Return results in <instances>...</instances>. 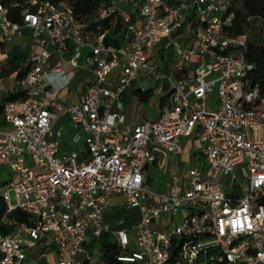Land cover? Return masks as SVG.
Returning <instances> with one entry per match:
<instances>
[{
  "label": "built area",
  "instance_id": "1",
  "mask_svg": "<svg viewBox=\"0 0 264 264\" xmlns=\"http://www.w3.org/2000/svg\"><path fill=\"white\" fill-rule=\"evenodd\" d=\"M228 3L103 0L80 19L67 0H24L11 4L20 7V19L13 20L0 1V52L23 28L38 47L18 79L24 95L6 100L1 111L0 162L15 180L0 198L5 212L17 207L30 218L0 230V264H19L28 249L52 245L54 264H91L94 255L84 243L104 232L119 247L120 264H264V96L247 75L244 33L224 31L232 17ZM114 12L122 20L119 44L107 43L103 25ZM159 42L174 55L166 68L146 56ZM80 59L91 77L78 101H66L60 90ZM140 69L169 81V103L153 120L120 126L119 96ZM62 108L82 150L61 152L60 131L53 137ZM192 135L188 156L198 153L203 164L195 160L182 171L175 158L167 190L146 187L160 153L181 156L183 139ZM113 194L138 209L133 225L103 223ZM131 227L138 249L126 252Z\"/></svg>",
  "mask_w": 264,
  "mask_h": 264
},
{
  "label": "rangeland",
  "instance_id": "2",
  "mask_svg": "<svg viewBox=\"0 0 264 264\" xmlns=\"http://www.w3.org/2000/svg\"><path fill=\"white\" fill-rule=\"evenodd\" d=\"M238 3V0H234ZM21 34L14 35L10 40L6 42V49L12 47L10 52V56L18 55L21 52V55L24 56L26 47L30 44V35H27L26 30H22ZM244 35L246 39L252 40H264V18L254 17L250 18L248 21ZM22 43V44H21ZM162 42H159L156 46H161ZM23 49V51L21 50ZM154 48H148L146 50V56L150 63H157L160 66L162 65L163 60H161L155 53ZM21 55L16 58V61L20 62L22 65L25 64L24 59H21ZM79 65L74 68V71H70L69 73V83L64 87V92L67 98L75 99V94L78 92L79 88L87 81L90 80L91 74L82 66V60H79ZM10 83V79L7 80V84ZM137 87H150L151 93L148 98L145 100L139 99L138 96L135 94L134 89ZM214 90L213 92L209 93L207 96V101L210 106H213L214 100ZM165 90L162 88V81L157 82L154 79V76L148 72L146 69H140L138 73V78L131 82L127 86L126 91L122 96H119V100L122 102L123 105V115H124V124L125 125H133L135 123H140L144 119L153 120L160 110V98L164 94ZM66 122V121H64ZM63 125V123H62ZM2 126V124H0ZM123 126V125H120ZM185 138L183 139V146L185 149V155L181 156H173L169 153L164 154L161 157V161L157 169L150 173V180L145 181V186L154 190L160 188L164 178L169 177L172 173L176 171L175 166L171 163L176 158L179 161V167L182 171H185L189 166L196 164L195 160H198L199 165L203 164V160L200 158L198 153L193 155L191 158L188 156L189 153L194 151L192 143H194L193 135L187 138V142L185 143ZM199 158V159H198ZM36 170L37 168L33 166ZM11 170L8 166L3 165L0 166V183L3 180L10 179ZM9 181L5 182L1 186H7ZM9 204H15V196H14V189H9ZM128 236L130 238V243L126 249V252H130L131 250L138 249L137 245V233L136 228L131 227L128 231ZM96 249V247H94ZM94 255L97 256L99 254L96 250L93 251ZM36 263L34 259L27 258L21 264H34ZM122 264H130V263H122Z\"/></svg>",
  "mask_w": 264,
  "mask_h": 264
},
{
  "label": "crops",
  "instance_id": "3",
  "mask_svg": "<svg viewBox=\"0 0 264 264\" xmlns=\"http://www.w3.org/2000/svg\"><path fill=\"white\" fill-rule=\"evenodd\" d=\"M22 30H26L28 33L27 35H30V31L28 30V28H23ZM117 32L113 35V38L117 39L118 44H119L121 42V37H117V35H116ZM191 36L189 38V43L190 42L193 43V39L191 38ZM29 40H30V44L26 47V50H25L26 52H25L24 56H22L21 52H20V54H18L16 56L13 55L11 57L10 52L12 50V47H10L9 49H6V42L7 41H5L2 45L3 48H2V51L0 52V105H2L5 102V97L7 94H9L10 92H16L19 89H21V86L18 83V78H17L18 69H20L23 66L28 67L30 64L29 56L33 52L38 50V47L32 43L31 35H30ZM107 43L114 44L113 42H107ZM151 48H154L156 55L161 60H163L161 67L166 68V66H168L169 63L173 59L174 55L172 53V50L171 49H163V48H160V46H156V45L151 47ZM21 50L23 51V49H21ZM20 55H21V59H24V61H25L24 65H22L20 62L16 61V58H18ZM70 71H74V69L68 68V70H67L68 78H69ZM137 78H138V75L136 76V78L132 82H134ZM8 79H10L9 84H7ZM156 81L160 82V80H156ZM161 81H162V88L165 90V92L170 93L169 81L166 79H161ZM140 88L144 89L143 87H140ZM126 89H127V87L121 92L120 96H122L124 94ZM63 90H64V88H62L60 90V96L62 99L66 100V101H70V102L78 101L79 94L81 92V87L79 88L78 92H76L75 97H74L75 99L67 98V96L65 95V92ZM168 103H169V94L164 99V104L161 106V108L158 111V113L156 114V116L159 114L161 109L165 105H167ZM124 120H125V118H124ZM124 120H123V123L121 125H125ZM64 121H66V122H64ZM62 123H63V125H62ZM0 124H2L1 113H0ZM135 124H137V123H135ZM135 124H133V125H135ZM129 125H131V124H129ZM52 130H53V137L55 136L56 131H60L59 141H60V151L61 152L69 151L72 148L82 150V148H83L82 139L80 138V139H78V141L73 140L74 134L79 132V131L73 125L72 121H70L68 113L66 112V110L64 108L59 109L57 111L55 121L52 124ZM184 142L186 143L187 139H185ZM164 154H166V152H161L157 161L149 166V168H148V174H149L148 180L151 179L150 173L153 170L155 171L157 169V167L159 166L160 161H161L160 159ZM184 155H185V149H184V152L182 153L181 157H183ZM173 162L174 161H172L171 163L175 166V164ZM3 165H6L9 167V165L6 162H4V161L0 162V166H3ZM10 170H11L10 179L3 180L0 183V185H3L7 181H9V184L7 186H11L14 183V180H15L14 171L11 168H10ZM169 177L164 178L160 188H158L157 190H167V186L165 185V182L169 180ZM2 187H5V186H1L0 190ZM9 212L10 211L5 212L0 217V227L3 226L5 228H7L8 230L6 232L12 231L15 228V226L12 223H10L11 220H13L14 218H12L8 215ZM138 218H139L138 209L135 207H127L125 202H124V197L122 195H119V194L111 195L109 197V200H108L105 208L102 211V221L109 228H120V227H125V226H131L138 220ZM89 238L90 237H87V240H86L87 242L89 241ZM90 251H92V250H90ZM93 251H95V250H93ZM93 255H94V252H93ZM27 258L34 259L36 262L34 264H54V262L56 260L55 246L52 245L49 248H44V249L40 248V247L28 249L25 259H27ZM21 263H19V264H21ZM91 264H103L100 257H99V254H97V256L94 255V259L92 260Z\"/></svg>",
  "mask_w": 264,
  "mask_h": 264
},
{
  "label": "trees",
  "instance_id": "4",
  "mask_svg": "<svg viewBox=\"0 0 264 264\" xmlns=\"http://www.w3.org/2000/svg\"><path fill=\"white\" fill-rule=\"evenodd\" d=\"M2 3L9 7L8 15L13 20L20 19V7L12 6L14 2L22 3L24 0H0ZM58 2L60 0H51ZM73 7L74 14L84 19L92 14L97 8L98 4L103 0H67ZM226 13H231L232 17L230 23L224 26V31L227 34H241L244 33L245 27L250 18L259 17L264 18V0H238V3L234 0H229ZM104 26H107V42H113L118 44V40L113 38V35L120 29L122 20L118 12H114L107 17L103 22ZM244 54L246 61L250 63L251 67L247 72L248 78L252 82L258 84L259 92L261 96H264V40H252L246 39L244 46ZM20 65V64H19ZM27 70V66H23L18 69L17 78L19 79ZM135 94L139 99L145 100L151 93V88L147 87L141 89L137 87L134 89ZM169 92H165L160 98V106L164 104V99ZM24 95L22 89L16 92H10L6 95L5 101L9 99H16ZM2 105H0V113L2 111ZM6 203L0 198V217L5 213ZM8 215L17 221H29V214L19 208H13ZM0 230L6 232L8 229L1 226ZM85 248L90 250H97L99 257L103 264H120L116 259V255L120 252L119 247L114 243L109 233L104 232L98 237H90L89 241L84 243ZM96 247V249L94 248ZM90 251V252H92Z\"/></svg>",
  "mask_w": 264,
  "mask_h": 264
}]
</instances>
